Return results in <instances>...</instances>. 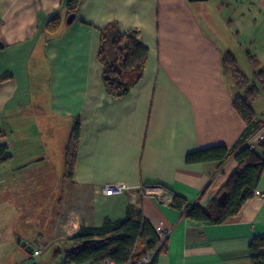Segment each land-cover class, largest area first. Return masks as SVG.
<instances>
[{
	"label": "crops",
	"instance_id": "0c3cea01",
	"mask_svg": "<svg viewBox=\"0 0 264 264\" xmlns=\"http://www.w3.org/2000/svg\"><path fill=\"white\" fill-rule=\"evenodd\" d=\"M65 1L0 0V143L10 155L0 162V232L9 234L0 241L6 250L0 263L14 252L16 264H28L34 248H66L82 225L122 218L134 207L158 233L169 230L157 264H252L250 241L264 235V198L254 195L219 224L188 218L169 201L174 192L194 202L211 183L206 204L237 166L234 156L223 164L188 163L186 156L219 144L241 146L246 123L234 102L244 90L224 55L242 60L241 69L260 86L264 0H79L71 23ZM56 15L62 23L51 33L47 24ZM111 22L122 32L135 30L149 48L142 79L120 98L108 94L98 56ZM252 106L264 122V91ZM78 118L73 177L63 175L52 231L32 247L17 231L32 214L22 203L30 198L32 206L37 198L36 179H25H43L38 168L55 165L59 137L67 143ZM111 182L131 188L105 195ZM146 185L167 189L168 198L146 192ZM258 189L264 190V174Z\"/></svg>",
	"mask_w": 264,
	"mask_h": 264
},
{
	"label": "trees",
	"instance_id": "16d2710c",
	"mask_svg": "<svg viewBox=\"0 0 264 264\" xmlns=\"http://www.w3.org/2000/svg\"><path fill=\"white\" fill-rule=\"evenodd\" d=\"M69 14H77L79 0H66ZM60 16H53L48 24L49 32H56L61 26ZM135 30L122 32L117 22H111L101 34L99 59L104 66L103 79L106 90L114 98L127 95L142 79L149 55V48L137 37ZM224 65L244 89V94L235 98L234 106L246 123L240 136V147L228 148L224 144L190 152L186 156L188 163L218 161L223 164L234 156L237 166L222 187L203 204L208 196L211 183L203 190L200 197L190 202L185 197L174 193L169 204L182 210L188 218L196 221H208L219 224L237 215L245 203L255 195L264 174V141L250 149L247 140L264 124L252 106V101L264 91V71L255 72L260 86L252 81L241 69L232 52L224 55ZM81 135V122L76 119L71 131L65 153V179H71L78 154ZM8 146L0 143V162L9 159ZM71 245L63 252L62 263H79L93 260L113 259L119 264H140V260L152 253L146 264H157L158 257L168 249V238L162 240L153 224L141 210L129 207L122 218L107 217L101 225H82L71 238ZM252 264H264V235L250 241ZM62 252L57 250L56 253Z\"/></svg>",
	"mask_w": 264,
	"mask_h": 264
},
{
	"label": "rangeland",
	"instance_id": "374dc122",
	"mask_svg": "<svg viewBox=\"0 0 264 264\" xmlns=\"http://www.w3.org/2000/svg\"><path fill=\"white\" fill-rule=\"evenodd\" d=\"M240 67L244 70L245 64L241 60ZM244 90V89H243ZM244 94V91H243ZM57 146L58 148L52 152L54 155V163L55 165L50 166H41V168H38L37 172L39 170L43 171L42 173V180L39 176H28L25 179V182L30 181L31 179H36L37 184V198L35 199V203L32 204L33 199L28 198L26 200V203H22L24 206L26 204L27 211L29 213H26L23 216V219L17 223V231L20 235H26L29 239V244L32 247H35V244L43 243V240H40V234H50L52 231V221L53 218L56 215L57 209L60 207V199L63 195L62 190V184H63V175L65 173V153H66V145L64 140L62 141V136L59 137ZM49 172H51L49 174ZM28 174V173H27ZM33 175V174H30ZM21 185L25 186V183H21ZM27 185V184H26ZM38 187L42 188V191H38ZM28 195V193H27ZM9 238L8 232L5 231V233L0 232V241L3 240V238ZM1 245V242H0ZM41 248L44 250L43 253L33 256L28 259V264L37 263V264H59L61 261L65 258L64 245L58 244L57 246L53 247H43ZM57 249H61L62 252L56 253ZM6 251L5 249L0 250ZM2 253V252H1ZM0 253V254H1ZM23 255L26 257H29L31 253H28L27 251H23ZM7 258V262H1L0 264H16L20 260H18V253H10V255ZM1 259V258H0Z\"/></svg>",
	"mask_w": 264,
	"mask_h": 264
},
{
	"label": "built area",
	"instance_id": "2783aa9c",
	"mask_svg": "<svg viewBox=\"0 0 264 264\" xmlns=\"http://www.w3.org/2000/svg\"><path fill=\"white\" fill-rule=\"evenodd\" d=\"M264 141V124L247 140L246 144L250 149H256L262 142ZM144 190L146 192H153L155 189V193L160 197L161 199H167L169 195V191L161 186H157V188H154L152 186L146 185L143 186ZM131 188V186L125 182H111L106 184L102 192L105 195H120L125 193ZM255 195H258L262 198H264V190L257 189L255 192ZM162 240L168 238L169 236V230L163 229L159 233ZM43 249L41 247H37L33 249V256H37L41 253H43ZM152 256V253H148L145 256H143L140 260V264H146ZM134 260L129 261L127 264H133ZM61 264H119L113 259H105L101 261H93V260H87L82 261L79 263H61Z\"/></svg>",
	"mask_w": 264,
	"mask_h": 264
},
{
	"label": "water",
	"instance_id": "95a60500",
	"mask_svg": "<svg viewBox=\"0 0 264 264\" xmlns=\"http://www.w3.org/2000/svg\"><path fill=\"white\" fill-rule=\"evenodd\" d=\"M74 19H75V14H69L68 17H67V22L68 23H71V22L74 21ZM22 244L25 245L26 244V241H22ZM32 264H37V263L34 262Z\"/></svg>",
	"mask_w": 264,
	"mask_h": 264
}]
</instances>
